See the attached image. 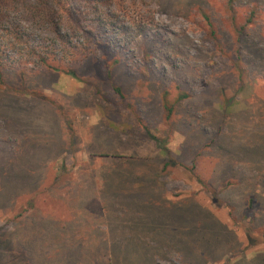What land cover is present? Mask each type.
I'll use <instances>...</instances> for the list:
<instances>
[{
  "label": "rangeland",
  "instance_id": "obj_1",
  "mask_svg": "<svg viewBox=\"0 0 264 264\" xmlns=\"http://www.w3.org/2000/svg\"><path fill=\"white\" fill-rule=\"evenodd\" d=\"M135 5L116 13V25L151 17L153 25L139 35L116 29L105 45L88 16L87 32L71 40L87 47L81 54L20 21L76 78L32 64L3 71L0 264H90L93 248L110 246L112 225L119 264H148L154 251L158 264H184L163 244L183 237L185 215L194 219L178 210L167 230L169 203L213 215L225 247L206 264H251L264 254V0ZM164 92L170 102L188 95L169 121ZM147 132L166 141L167 155ZM133 183L141 189L129 192Z\"/></svg>",
  "mask_w": 264,
  "mask_h": 264
},
{
  "label": "trees",
  "instance_id": "obj_2",
  "mask_svg": "<svg viewBox=\"0 0 264 264\" xmlns=\"http://www.w3.org/2000/svg\"><path fill=\"white\" fill-rule=\"evenodd\" d=\"M135 6L138 7L135 5V0H0V86H3V71L13 67L21 69V64L25 66L28 64L37 65L45 70L62 71L72 78H76L75 70L72 67L65 66L68 68H62L59 63L55 64L48 60L47 55L54 56V52L30 42L23 32L20 21H27L28 18L32 24L46 27L54 35L59 45L68 49L73 48L75 54H81L87 47L82 42H78L76 45L72 44L71 40L74 33L85 34L87 32L84 22L88 16H91L94 25L92 33L95 37H105L107 39L105 45L111 43V40L116 39V29L117 35H139L149 25H153L152 17L151 20L129 21L128 26L116 25V20H118V14L116 13L130 14V12H133V7ZM147 12L150 13V10H147ZM67 54L69 57L73 52L68 51ZM187 98L188 95L186 93H179L175 101L170 102L167 99V93L164 92L161 108L165 120L169 121L175 111V105ZM147 134L158 145L161 153L167 155L166 141L150 132H147ZM168 165H170V162L167 159L163 167ZM135 186L138 187L134 188ZM141 187V184L133 183L128 189L131 192V190H140ZM148 202L151 201L148 200ZM169 204L166 206L170 217L167 230L172 229L175 223L180 222L177 215L178 210L187 212L191 209L192 219L194 220L190 221L188 215H185L182 221L183 224H181L185 229L183 237H180L182 234L169 236L167 237V244L163 245L166 248L175 246L184 264H206L208 261H212L219 251L225 247L221 243L224 239L222 238V234L218 232L220 228L217 226L213 215L201 209L195 203ZM254 204V197L249 196L248 201L245 203L246 215L253 210ZM174 212H177V214H171ZM134 225L135 228H141L142 232H146L144 223L134 222ZM121 235L119 234L118 237ZM161 235L162 229L158 228L155 239L161 240V237H158ZM163 236H165L164 233ZM172 237L175 238H173V241ZM168 238L170 243L168 242ZM139 241L141 247H148V243L147 245L143 244L146 239ZM157 251L160 250L157 249ZM155 252H150L146 256L147 262H149V257L153 259L156 257ZM251 264H264V254L257 255Z\"/></svg>",
  "mask_w": 264,
  "mask_h": 264
},
{
  "label": "crops",
  "instance_id": "obj_3",
  "mask_svg": "<svg viewBox=\"0 0 264 264\" xmlns=\"http://www.w3.org/2000/svg\"><path fill=\"white\" fill-rule=\"evenodd\" d=\"M109 233V237L112 238V242L110 246H102L97 248H93L95 250V254H97V258L93 259L94 262H89L90 264H119L116 259V226H111L110 229L107 230ZM93 254L94 252L91 251ZM79 258V257H78ZM148 264H158L154 262V259L149 257Z\"/></svg>",
  "mask_w": 264,
  "mask_h": 264
}]
</instances>
